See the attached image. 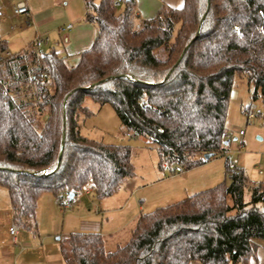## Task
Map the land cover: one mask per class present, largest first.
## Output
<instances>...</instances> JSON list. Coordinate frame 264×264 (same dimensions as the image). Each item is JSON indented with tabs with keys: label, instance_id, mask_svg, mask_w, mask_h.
Segmentation results:
<instances>
[{
	"label": "trees",
	"instance_id": "trees-1",
	"mask_svg": "<svg viewBox=\"0 0 264 264\" xmlns=\"http://www.w3.org/2000/svg\"><path fill=\"white\" fill-rule=\"evenodd\" d=\"M115 1L86 0L97 35L74 67L32 43L8 54L0 37V187L26 231L38 230L44 194L69 199L92 184L102 200L135 177L130 145L80 134L87 100L110 105L127 134L153 144L160 168L184 171L225 155L237 76L264 103V0H184L146 20L137 0H122L120 12ZM225 166V182L142 215L114 252L99 233L59 239L64 264H249L264 242V183Z\"/></svg>",
	"mask_w": 264,
	"mask_h": 264
},
{
	"label": "crops",
	"instance_id": "crops-1",
	"mask_svg": "<svg viewBox=\"0 0 264 264\" xmlns=\"http://www.w3.org/2000/svg\"><path fill=\"white\" fill-rule=\"evenodd\" d=\"M1 1L3 3L2 9L9 14L15 15L13 11L14 3L11 0ZM64 1L65 0H59L58 3H64ZM68 1V4H70L71 0ZM84 1V5L86 6V0ZM99 1L100 0L96 2ZM139 1L140 0H137V13L140 19L144 20L138 8ZM56 4L55 0H43L41 2L39 1V3L33 0L28 3L27 5L30 11L29 15H27L29 18L28 23L35 21L37 24L34 38L37 35L48 36L49 33L55 32L56 30L57 36L60 37L63 35V41L60 39L56 42L58 45L60 42H63V52H57L65 58L69 67H74L78 64L80 55L91 49L97 35V28L93 24H88L86 21L87 8L85 12L81 7L82 3H78L77 11L69 15L67 23L64 21V24L61 25L62 27L59 25L54 26L53 23L56 20L55 14H50L48 11L50 12L52 9H55ZM65 4L68 5L67 2H65ZM163 5L180 9L184 5V0H146V7H149V11L151 8L156 9L158 6L162 7ZM69 25H72V28L65 30ZM92 25L94 27H92ZM30 44H28V46ZM65 44L68 45V47H66ZM27 47L21 50V52ZM74 53L77 54V56H74ZM237 95L238 93H236V96ZM205 165L206 164L202 166ZM190 174L177 172L170 177L163 175L151 181L141 180L133 182V179L128 180L118 193L99 200L98 204H92L93 201L90 202L88 200L84 204L86 207L87 204H90L88 212L81 210L76 213H71L70 215H64V217L68 216L70 218L69 221L67 220L68 224L66 223L65 227L63 225L59 227L57 223L59 219L57 209L59 201L64 203L66 197L59 200L51 194H44L39 199L37 210L40 212L41 208H48L50 213L48 222L50 224L49 226H53L52 229L49 230V227L42 228L40 225L37 232L32 233L19 227L16 242L11 235V229L15 224L13 221L9 194L6 189H1L2 187H0V264H64L60 252L59 239L67 238L71 234L76 233H99L105 238L106 250L108 252H114L119 247H122L123 244L125 245L130 241L135 225L142 215L152 213L158 208L165 207L164 205L167 203L168 206L179 202L177 199L183 195L187 198L198 192L212 188L208 187L198 191L197 189H199V187H204L209 184L204 186L199 185L196 181H192L194 177H190ZM174 181H177L176 184L179 183V185H176ZM164 184H171L173 187L175 186V188L172 192L171 189L170 193H162L159 186H163ZM90 186H92V184H88L86 187L90 188ZM182 193L183 195H181ZM68 201L69 203H75V201L77 202L78 200L75 195L72 201L70 198ZM149 204L157 207L152 212H146L147 209H150L147 208ZM63 211L65 212V210ZM43 219H45L44 216ZM38 220L39 222L42 221L40 213L38 215ZM37 227H39L38 224ZM257 244L259 248L256 258L251 259L249 264H264V243ZM192 264L198 263L194 262Z\"/></svg>",
	"mask_w": 264,
	"mask_h": 264
},
{
	"label": "rangeland",
	"instance_id": "rangeland-1",
	"mask_svg": "<svg viewBox=\"0 0 264 264\" xmlns=\"http://www.w3.org/2000/svg\"><path fill=\"white\" fill-rule=\"evenodd\" d=\"M11 1L14 3V8V6H16L21 1H27L26 3L28 4L33 0ZM39 1L41 2L43 0H34V2L38 3ZM55 1L57 3L55 9H52L50 12L48 11V13L50 14H55L56 20L53 23L54 26L59 25L60 27H62L61 25L64 24V21L65 23H67L69 15H72L75 13V11H77L78 3H82L81 7L86 12L84 0H71L70 4H68V0H65L64 3L61 4L58 3L59 0ZM116 1H119L121 3L118 7V11L120 12L124 9V3L122 0ZM65 2H67L68 5H66ZM2 8L3 3L0 0V37L2 39H5L7 42V53L14 55L20 53L21 50H23L28 46V44L31 43L37 30V24L35 21H33L32 23H28L29 18L26 15H12L11 13L9 14L4 11ZM138 8L141 12L142 19L146 20L155 18L161 7L158 6L156 9L151 8L149 11V7H146V0H140L138 3ZM92 27L94 26L92 25ZM56 31L49 33L48 36H45L49 38L50 43L43 44L41 47H39V51L47 52L50 49H55L58 52H63V42H60L59 45L56 42L60 39L63 41L64 36H57ZM66 47H68V45H66ZM68 54L71 55L70 53ZM73 55L77 56V54L75 53ZM254 91V87L248 84L246 78H242L239 76L235 78L233 91L229 100L226 120L228 133L232 136V138L227 147L225 155L212 159L211 161H208L205 166L199 167L193 171L183 170V172H185L186 174L192 173L190 174V177H194L192 178V181H196V183H198L199 185L204 186L206 184H209L204 187H199V189H197L198 191L204 190L208 187L213 188V186H217L226 181V159H229L231 164L233 163L243 168L249 182H264V180L258 174V168L264 165V103L261 98H259L258 100H253L252 96L254 95ZM236 93H238L237 96ZM86 106L90 110L92 115L88 118L83 117L81 119L79 127L80 134L84 137L100 141L105 144L130 145L133 148V164L136 174V178H133V182L141 180L151 181L156 177L158 178L163 175L170 177L177 173L175 171V165L160 168L159 156L156 147L153 144H150L148 142H146V144L140 138H133L129 140L128 135L130 134H127L125 132L118 116L110 105L100 106L89 99L86 102ZM246 108H250L249 113H262V117H257L250 120L245 113ZM240 132H243L242 136H240ZM227 141H229L228 138ZM174 183L176 184L177 181H174ZM176 185H179V183ZM159 187L162 193H170V190L172 189V192L175 188V186L173 187L171 184H164L163 186ZM76 192H74L75 195ZM181 195H183V193ZM76 198L78 201H75V203H69L68 198L66 197L63 203L64 206L60 207L61 205L59 204L57 209V214L59 215L57 223L59 224V227H61L62 225L65 227L66 223L68 224L70 218L68 216L64 217V215H70L71 213H76L81 210L88 212V207L90 206V204H87V207L84 204L88 200L90 202L93 201L92 204H98L99 201L96 198L95 192H89L86 194L84 192L82 196H76ZM185 198L186 196L183 195L177 200L180 201ZM249 198V191L246 190L245 199L247 202L250 200ZM167 204L164 206H167ZM149 205L147 206V208L150 209H147L146 212H152L157 207L154 205ZM65 206H67V210L65 211L67 213L63 211L65 210ZM39 213L42 220L40 222L38 220ZM36 214L37 224L39 225V227H37L38 229L40 228V225L42 228L49 227V230L52 229L53 226H49L50 224L48 222L50 215L48 208H41L40 212H38L37 210ZM43 216L45 217V219H43ZM257 243L260 244L264 242L257 241Z\"/></svg>",
	"mask_w": 264,
	"mask_h": 264
},
{
	"label": "built area",
	"instance_id": "built-area-1",
	"mask_svg": "<svg viewBox=\"0 0 264 264\" xmlns=\"http://www.w3.org/2000/svg\"><path fill=\"white\" fill-rule=\"evenodd\" d=\"M120 4L121 3L119 1H115V6L116 7H119ZM13 11H14V14L17 15V16H23V15H26L27 16L30 13L29 7H28V5H27L26 2H20V3H18L16 6H14ZM71 28H72V25H69V26L66 27L65 30H69ZM49 42L50 41H49V38L48 37L41 36V35H37L34 38L32 44L35 45V47L39 48L43 44H48ZM41 76H43V75H41ZM36 79H37V77L36 76H33V80H36ZM247 116H248V118L250 120H252V119H255L257 117H262V113H260V112H257V113H249ZM242 135H243V132H240V136H242ZM128 138H129V140H131V139H133L135 137H133L132 135H128ZM231 138H232V136L231 135H228V139H231ZM176 172L182 173L183 172V169L180 168V167H178V168H176ZM258 174L264 180V165L262 167H259L258 168ZM250 183L253 186H258L259 184L264 183V182L262 181V182H259V183H257V182H250ZM94 191H95V188H94L93 185L90 186V188H87L85 186V187L81 188L80 190H78L76 192V196L80 197V196H82V194L84 192L86 194V193L94 192ZM59 204L61 206H64V204L62 203V201H59ZM66 210H67V206H65V211ZM18 232H19V227L17 225L13 226L12 229H11V235L13 236L15 242H16V239H17Z\"/></svg>",
	"mask_w": 264,
	"mask_h": 264
},
{
	"label": "water",
	"instance_id": "water-1",
	"mask_svg": "<svg viewBox=\"0 0 264 264\" xmlns=\"http://www.w3.org/2000/svg\"><path fill=\"white\" fill-rule=\"evenodd\" d=\"M225 145H228V142H226ZM209 158H210L209 156H206V159H209ZM68 196L72 200L75 197V193L74 192H70L68 194Z\"/></svg>",
	"mask_w": 264,
	"mask_h": 264
}]
</instances>
